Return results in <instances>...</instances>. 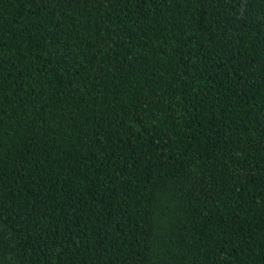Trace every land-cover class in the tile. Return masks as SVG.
I'll return each instance as SVG.
<instances>
[{"label": "trees", "instance_id": "16d2710c", "mask_svg": "<svg viewBox=\"0 0 264 264\" xmlns=\"http://www.w3.org/2000/svg\"><path fill=\"white\" fill-rule=\"evenodd\" d=\"M0 264H264V0H0Z\"/></svg>", "mask_w": 264, "mask_h": 264}]
</instances>
